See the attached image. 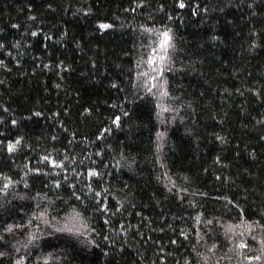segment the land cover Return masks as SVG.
<instances>
[{"label":"trees","instance_id":"trees-1","mask_svg":"<svg viewBox=\"0 0 264 264\" xmlns=\"http://www.w3.org/2000/svg\"><path fill=\"white\" fill-rule=\"evenodd\" d=\"M0 45V264H264V0H0Z\"/></svg>","mask_w":264,"mask_h":264},{"label":"snow or ice","instance_id":"snow-or-ice-1","mask_svg":"<svg viewBox=\"0 0 264 264\" xmlns=\"http://www.w3.org/2000/svg\"><path fill=\"white\" fill-rule=\"evenodd\" d=\"M179 7H180V8L185 7L184 3L181 2V3L179 4ZM31 19L34 20L35 17H31ZM14 27H16V25H14ZM99 27H100L101 29H107V28H109V27H111V26L108 25V24H100ZM146 31H151V30L146 29ZM31 35H32V36H36L37 33H36V32H32ZM160 35H161L162 39H161V41H160V43H159V55H155V51H156V50H154V57H150V58L147 60V63H148L149 65H155V64L157 63V60L163 62V61H165V60L168 58L167 53H168V49L172 46V45H171L172 37H171V35H170V33H169L168 31H165V32L161 33ZM0 47H3V45H0ZM0 63H2V62H0ZM153 70H154V71H159V75H160L161 77L163 76V71H162V70H158V69H153ZM143 75L147 76L148 73H144ZM152 79L155 80V79H157V77L153 76ZM113 87H116V85H113ZM152 87H155V85H152ZM152 87L148 88V91H149V92L152 91ZM161 87H163V85H161ZM167 95H168V93H167L166 91H162V92H161V96H167ZM163 111H169V109L164 108ZM35 115H36V116H39V115H41V114H40L39 112H37V113H35ZM124 115L127 116L128 113H127V112H124ZM120 119H121V118H120L119 116H117V117L115 118V120L113 121V123H115L117 126H119ZM15 123H16V122L13 121V124H15ZM158 135H159V134H158ZM19 143H20V141H16V144H19ZM8 150H9V152H13V151L16 150V146H15L14 144H9V146H8ZM44 160H48V157L45 156V157H44ZM54 166H56V167H60L61 165H54ZM89 175H91V176H93V177H97V176H99V173H97V172H95V171H91V172L89 173ZM5 180H7V182L3 184V187H2V188H0V192H3V193H5V194H7V190L11 187V185H12V181H11V179L8 178V177H5ZM25 186L27 187V184H26ZM56 187L59 188L60 185L57 184ZM71 187H74V185L71 186ZM73 194H75V193H73ZM96 195L99 196L100 193H96ZM79 198H80V197L77 196V199H79ZM100 210H101V211H107V207H106V205L103 206ZM77 215H79V214H77ZM106 223H107V221H106ZM209 223H211V222L209 221ZM253 223L256 224V225H259V226L262 227V228H264V225H260L259 221H254ZM16 227H20V225H16ZM248 228H249V231H251V225H249ZM5 230H6L7 232H12V231H13V227H12V226H6ZM56 230H57V231H61V232H69V233H72V232H73L72 228H59V229H56ZM227 230H228V231H232V227L229 226V228H228ZM76 234H79V230H78V229H77ZM241 235H243V233H241ZM2 239H3V237H0V240H2ZM34 239H36L35 235H33V236L29 239L28 243L31 244V243L33 242ZM252 239H255V237L253 236ZM173 243H175V241H173ZM261 244H264V241H261ZM238 247L241 248V249H244V248H247L248 245H247L246 243L241 242V243L238 245ZM3 255H4V253H3V252H0V256H3ZM254 259L259 260L260 257H259V256H256V257H254ZM16 264H24V260H23V258L17 260ZM45 264H47V261H45Z\"/></svg>","mask_w":264,"mask_h":264}]
</instances>
